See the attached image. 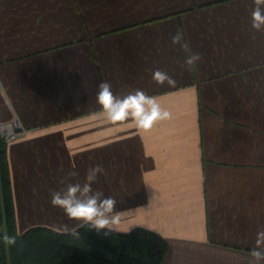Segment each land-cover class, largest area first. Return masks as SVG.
I'll return each instance as SVG.
<instances>
[{"label":"crops","instance_id":"1","mask_svg":"<svg viewBox=\"0 0 264 264\" xmlns=\"http://www.w3.org/2000/svg\"><path fill=\"white\" fill-rule=\"evenodd\" d=\"M254 7L0 0V122L27 129L6 142L18 232L74 227L50 194L102 165L92 187L124 212L115 232L163 236L161 264H251L264 230V31L252 28ZM177 32L187 49L172 44ZM156 70L175 86L155 83ZM105 81L121 98L156 97L171 118L148 130L108 121L96 102Z\"/></svg>","mask_w":264,"mask_h":264},{"label":"trees","instance_id":"2","mask_svg":"<svg viewBox=\"0 0 264 264\" xmlns=\"http://www.w3.org/2000/svg\"><path fill=\"white\" fill-rule=\"evenodd\" d=\"M7 143L0 138V264H161L168 243L157 232L137 227L127 233H97L81 226L77 234L36 226L20 234ZM16 237L8 246L3 235Z\"/></svg>","mask_w":264,"mask_h":264},{"label":"clouds","instance_id":"3","mask_svg":"<svg viewBox=\"0 0 264 264\" xmlns=\"http://www.w3.org/2000/svg\"><path fill=\"white\" fill-rule=\"evenodd\" d=\"M253 3L255 7L251 12L252 28L256 31H264V0H253ZM183 39V34L177 32L172 37V44H179L187 49V45L182 44ZM200 59L198 53L193 54L186 59V64L190 67L194 66ZM152 79L158 85L167 83L169 86H175L176 83L166 72L160 70L153 72ZM96 102L108 121L117 123L131 119L136 127L142 130L150 129L159 120L171 118V113L162 109L156 97L149 96L142 90H135L121 98L113 93L112 85L107 81L99 84ZM18 123V121L0 122V138L12 139L19 130ZM98 175H106L102 165L89 167L83 184L68 183L63 190L51 192V205L62 209L69 220L78 222L71 228L64 225L62 233L76 235L77 229L81 226H88L97 233L103 230L106 235L119 229L124 212L116 210L117 201L114 196L105 197L102 190L92 187L97 182ZM2 239L8 246L16 244V237L9 236L6 232ZM260 249H264V230L256 234L251 264H260L264 260V250Z\"/></svg>","mask_w":264,"mask_h":264},{"label":"built area","instance_id":"4","mask_svg":"<svg viewBox=\"0 0 264 264\" xmlns=\"http://www.w3.org/2000/svg\"><path fill=\"white\" fill-rule=\"evenodd\" d=\"M17 127H18L19 130L14 134V137L12 139H4L3 138L6 142H10V141H12L13 139H15L17 137L26 134L27 129L20 122L18 123Z\"/></svg>","mask_w":264,"mask_h":264},{"label":"rangeland","instance_id":"5","mask_svg":"<svg viewBox=\"0 0 264 264\" xmlns=\"http://www.w3.org/2000/svg\"><path fill=\"white\" fill-rule=\"evenodd\" d=\"M218 1H224V0H218ZM214 2H215V1H214ZM214 2H211V3H214ZM209 4H210V3H205V4H202V5H200V6L202 7V6L209 5ZM192 8H193V7H190V9H185V10H186V11H187V10H191ZM185 10H184V11H185Z\"/></svg>","mask_w":264,"mask_h":264}]
</instances>
